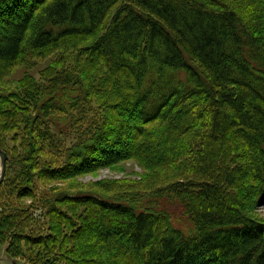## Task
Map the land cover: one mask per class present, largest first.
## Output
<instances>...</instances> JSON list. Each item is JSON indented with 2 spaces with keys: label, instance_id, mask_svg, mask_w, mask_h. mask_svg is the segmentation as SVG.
Returning a JSON list of instances; mask_svg holds the SVG:
<instances>
[{
  "label": "trees",
  "instance_id": "trees-1",
  "mask_svg": "<svg viewBox=\"0 0 264 264\" xmlns=\"http://www.w3.org/2000/svg\"><path fill=\"white\" fill-rule=\"evenodd\" d=\"M57 50L75 65L53 68L57 56L39 83L0 85L8 255L264 264L252 213L264 202V0H0V82L21 58ZM131 158L171 180L146 193L37 192ZM152 197L177 201L187 230Z\"/></svg>",
  "mask_w": 264,
  "mask_h": 264
},
{
  "label": "rangeland",
  "instance_id": "rangeland-1",
  "mask_svg": "<svg viewBox=\"0 0 264 264\" xmlns=\"http://www.w3.org/2000/svg\"><path fill=\"white\" fill-rule=\"evenodd\" d=\"M58 56V60L53 68H57L64 59V63L68 61L75 65L76 56L74 51L64 52L57 50L54 53L47 54L44 57H36V59L21 58L15 65L11 67L10 75L3 82H0L4 87H16L17 82L23 79L25 76H29L31 81L40 82L44 75L52 72L53 69H49L52 62L55 61ZM61 58L60 62L59 59ZM56 66V67H55ZM0 86V89H5ZM159 121H155L152 125L158 124ZM151 125V126H152ZM3 140L9 144L12 148V137L10 135H3ZM11 153V152H10ZM12 154V153H11ZM85 174L77 175L73 178L62 179L56 182L51 181L46 184L38 181L37 192L39 195L49 193L53 190H67L75 191L80 189H95L103 193L111 195H121L128 192L146 193L151 190H155L160 186H165L171 180L172 174L165 168L154 169L145 166L135 158H131L126 161L119 162L108 167H94L85 169ZM55 188V189H54ZM148 197V196H147ZM146 198V200L150 198ZM143 198V200H145ZM155 202L153 208L160 212L170 213L172 222L175 227L183 230H187L188 223L185 217V212L182 206L177 201L171 200L166 197H152ZM15 201V197L9 198ZM31 200H24V203H29ZM153 209V210H154ZM155 211V210H154ZM253 216L259 221L264 223V202L257 205V208L252 212ZM8 245L4 239L0 238V264H32L23 256H17L13 258L8 255Z\"/></svg>",
  "mask_w": 264,
  "mask_h": 264
},
{
  "label": "water",
  "instance_id": "water-1",
  "mask_svg": "<svg viewBox=\"0 0 264 264\" xmlns=\"http://www.w3.org/2000/svg\"><path fill=\"white\" fill-rule=\"evenodd\" d=\"M7 160H8L7 154L0 148V185L4 179Z\"/></svg>",
  "mask_w": 264,
  "mask_h": 264
}]
</instances>
